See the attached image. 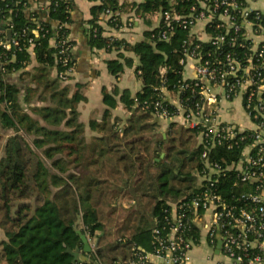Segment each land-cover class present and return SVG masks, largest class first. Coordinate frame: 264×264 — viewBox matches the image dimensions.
<instances>
[{
  "label": "trees",
  "instance_id": "trees-1",
  "mask_svg": "<svg viewBox=\"0 0 264 264\" xmlns=\"http://www.w3.org/2000/svg\"><path fill=\"white\" fill-rule=\"evenodd\" d=\"M93 1L89 45L95 49L116 50V57L106 61L108 71L119 78L126 68L135 67L142 87L136 93L129 88L121 89L117 83L110 90L103 87L106 108L102 120L92 119L89 123L90 128H98L103 134L89 144L93 154L85 157V163L96 164V176L88 177L86 173L79 172L78 176L71 170L65 171L64 176L60 171H52L78 158L69 161L56 153L64 147L78 148L75 143L58 144L57 140L83 135L76 108L86 100L82 84L75 85L71 97L64 89H54L49 97H55L56 104L37 109L40 119L46 122L41 125L40 119L19 111L20 88L6 78L35 61L32 80L46 91L57 81L66 83L71 79L72 74L67 81L58 77V72L65 67L58 60L54 42L68 36L74 48L70 38L74 3L51 0L48 5L33 8L28 0H0V64L7 68L0 81V123L12 130L9 135L0 130V230L5 236L0 241V264H129L137 258L136 252H153V230L163 227L165 210L170 211L174 203L187 199L199 189V174L205 166L199 130L174 119L178 108L169 94L174 93L178 99L191 95L189 89L181 90L184 84H194L186 79L192 76L186 72L187 63H181L186 42L201 43L204 50L210 44L194 32L196 24L183 27L176 21L172 22L173 33L169 39L160 37L167 28L164 11L174 8L180 15L189 16L193 5L200 7L199 0ZM107 9L111 10L108 17ZM118 11L132 12L143 20L146 26L143 39L130 42L103 35L101 21L109 27L123 23ZM7 29H11L13 38L21 41L22 49L3 47L1 40L7 41ZM206 30L213 32V21ZM30 38L34 40V47L28 50ZM70 64L76 65L74 53ZM53 71L54 79L51 78ZM60 96L63 98L59 99ZM25 98L30 100L31 96L27 94ZM194 101L192 98L191 102ZM64 102L70 106L69 111L62 109ZM156 102L168 110L170 118L155 115ZM119 103L130 111L125 124L123 119L112 115ZM165 119L172 120L160 131V122ZM63 120L72 130L59 128ZM28 134L34 135L32 143L27 139ZM84 139L82 136L79 145L83 146ZM52 141L55 143L51 144ZM41 148L51 161L52 170L38 152ZM238 156V149L215 146L208 160L225 165ZM232 181L229 177L222 178L220 189L228 190ZM80 188H83L81 194ZM241 190L242 186L234 188L235 192ZM83 200L89 202L85 209ZM80 221L83 235L89 234L95 243L99 239L90 253L85 252L78 233ZM193 236L194 243L200 244L201 232L197 230ZM68 249L87 258L75 259Z\"/></svg>",
  "mask_w": 264,
  "mask_h": 264
},
{
  "label": "built area",
  "instance_id": "built-area-1",
  "mask_svg": "<svg viewBox=\"0 0 264 264\" xmlns=\"http://www.w3.org/2000/svg\"><path fill=\"white\" fill-rule=\"evenodd\" d=\"M199 3L200 7H191L189 16L180 15L174 8L164 11L167 28L160 35L169 39L173 21L183 27L200 23L203 29L199 34L204 36L199 39L210 44L206 50L201 43L184 45L181 63H187L192 76L186 79L194 84L181 87L190 90V98L174 101L178 108L175 117L180 116L182 123L199 130L205 160L199 174V189L174 203L170 211L165 210L163 227L153 230V252H136L137 258L129 264H192L196 245L193 235L197 230L206 236L213 257L221 255L228 261L219 264H264V11L251 6L250 0H199ZM110 12L106 10V17ZM212 21L213 32L209 33L206 26ZM28 43L27 49L31 50L34 40L30 38ZM54 43L58 47V60L65 67L58 77L67 81L75 69L70 64L73 45L68 36ZM1 44L6 48L23 47L12 34L9 40L2 39ZM6 71L4 64H0V81ZM238 97L242 98L251 126L223 117L228 109L223 103ZM192 98L196 101L191 102ZM154 108L159 118H170L159 102ZM215 146L238 149L239 156L225 165L209 161L208 154ZM228 177L233 180L231 188L220 189V180ZM238 186L242 190L235 192ZM85 237L94 251L95 241L87 233Z\"/></svg>",
  "mask_w": 264,
  "mask_h": 264
},
{
  "label": "crops",
  "instance_id": "crops-1",
  "mask_svg": "<svg viewBox=\"0 0 264 264\" xmlns=\"http://www.w3.org/2000/svg\"><path fill=\"white\" fill-rule=\"evenodd\" d=\"M28 1L30 2L33 8H40L45 5H48L51 0H28ZM72 1L74 3V8L72 10L70 38L75 43L74 56H75L76 65L74 72L72 73L71 79L68 82L63 83L64 85L62 87L66 86L68 88V91L66 93L68 97H71L74 92L75 85L77 83L82 84V93L86 96V100H83L78 103L77 110L79 112V122L83 124V129H84L83 137L86 140H90L95 137L102 136L103 134L100 129L90 128L89 125L92 119H96L98 121L102 120L106 108L103 103V95H102L103 87H107V89L110 90L112 86L115 83H117L121 89L129 88L133 93H136L141 89L142 81L137 77L135 72V67L126 68L125 72L121 74L119 78H116L108 71L106 61L108 59L115 58L117 55V51L116 50L106 51L104 49L91 48L88 42V29L91 26V23L89 22L91 18V7L95 4V1L93 0H72ZM134 1L140 2L142 0H120V2H125V3L134 2ZM250 4L251 6L264 11V0H250ZM118 12L122 17L123 23L121 25L119 24L117 27L115 26L109 27L106 24V22L101 21L100 24L102 25L103 28V35L123 38L130 42H135L143 39L144 30L146 29L143 20L129 11L127 12L118 11ZM153 19L154 21L157 20L156 17H154ZM129 21L132 22L131 24L132 26L129 24ZM202 29H203L202 24L198 23L194 32L199 33L201 32ZM199 35L204 36L203 33ZM135 64H137V62H135ZM34 65H35V61L22 71L9 73L6 78L8 82L15 83L20 88L19 104H18L19 111L28 113L31 117L39 120L40 119L39 112L37 109L33 110L34 106L39 109L43 106H48L53 104L48 100L34 101L31 99L27 100L25 98L27 94H29L30 96L33 95L30 86L34 85L32 83H35L32 80ZM187 69L188 71L186 72L191 73L190 68ZM54 73L55 72L53 71L52 74ZM223 104L226 109L228 108L227 111H224L223 113L224 119L233 120L235 122L244 123L247 126H251V124L249 123L250 121L248 120V117L244 109H242L243 106L242 98L240 97L234 98L231 101H225V103ZM238 106L243 111L238 109ZM235 111H237V113L239 114L238 118H234L236 115ZM129 114L130 111L127 110L122 103H119L118 106L112 110L113 118L116 116L120 117L121 119H123L122 120L123 124H125L124 122H126V118L129 116ZM174 119L182 122L180 116L175 117ZM171 120L168 119L162 120L160 124L164 125L166 128L167 122ZM42 121L43 120L40 119V124L45 125L42 123ZM0 130L3 133L5 132L6 135L12 133L11 129H6L2 127L1 123H0ZM43 149H39V150H43ZM89 154H93V152L90 151ZM94 155H96V152ZM70 170L75 172L79 176L80 173L78 169H73V167H71ZM126 200L127 199H124L123 202L126 203ZM82 228H83V222L80 221L79 230H82ZM3 239H5V236L3 232L0 230V241ZM202 245H206L208 250L207 254L202 255L203 258L198 256L196 251L197 248L203 250ZM192 256H193L192 264H214L210 262H212V259H214L216 255L213 257L212 248L210 247V244L207 241V238L204 234L202 235L200 244L195 245L194 250L192 252ZM219 263L222 262L217 261V264ZM226 263H228V261H226Z\"/></svg>",
  "mask_w": 264,
  "mask_h": 264
},
{
  "label": "rangeland",
  "instance_id": "rangeland-1",
  "mask_svg": "<svg viewBox=\"0 0 264 264\" xmlns=\"http://www.w3.org/2000/svg\"><path fill=\"white\" fill-rule=\"evenodd\" d=\"M32 72H33V70H32ZM51 78L54 79V74H52ZM32 84H34V85H32ZM32 84H31L32 86H30V88L32 90L31 92L33 93V95H31V97H32L31 100H34V101H38V100L47 101L48 100L49 102H52L53 105L56 104V100L51 99V98H55V97H49V94H51L54 89L55 90L59 89L58 91H63V89L65 90V92L68 91V88L66 86H64V88H63L62 86L64 84L62 82H59V81H57V83L54 86H50V88H48V91H46L44 89V86H42V85H38L37 83H32ZM36 87H38V89H35ZM62 98H63V96L59 97V99H62ZM169 98L171 100H177L178 99V97L174 93H170ZM61 106H62V109L66 110V111L70 110V106H68L67 102L62 103ZM35 109H38V108L34 106L33 110H35ZM238 109H240L239 106H238ZM242 109H244V108L242 107ZM242 109H240V110L243 111ZM235 113H236V115L234 118H238L239 114L237 113V111H235ZM66 118H65V120H66ZM240 118H241V115H240ZM239 119H237V120H239ZM65 120L62 121V123L59 125V128L64 130V131H70L71 128L69 126L65 125ZM239 121H241V120H239ZM42 123L46 125V123L44 121H42ZM158 129L160 131H163L165 129V126L160 124ZM82 136H84V135H81V137L74 138V139L65 138V139L57 140L58 144L75 143L78 145V148H76V149L71 148V147H64V148L60 149L62 151H58L56 153V156L58 153H60L63 156H66L69 161H72L73 158L78 156V158L75 161H73L69 164H65L64 166H58L52 170L51 161L45 157L44 153H42V150H38V152H41L42 159L46 163V165H48L52 171H54V170L58 171L57 173H59V171H60L61 173H59V174H61L62 176H64L63 175L64 173L67 174V172H65V171H70L71 167H73V169H78V171L81 172V174L86 173L88 175V177L96 176V172L94 171L96 168V164H89V163L86 164L85 163V161H86L85 157L91 155V154H89V152L92 150H90L89 144L92 141V139H90V140L84 139V144H83V146H81V145H79V143H80L79 141L82 138ZM27 139L32 143L33 139H34V135L28 134ZM53 143H55V142L52 141L51 144H53ZM76 163H78V166H75ZM81 193H83V188H80V194ZM126 203L129 204L128 200H126ZM88 204H89L88 200H83V208L84 209L87 208ZM202 247H203V250H200L199 248H197L196 251H197L198 256L203 258L202 255L207 254L208 250H207L206 245H202ZM225 260L226 259L222 256H216V257H214V259H212V262H210V263H214V264L216 263L217 264V261L223 262ZM200 262H202V261H200Z\"/></svg>",
  "mask_w": 264,
  "mask_h": 264
},
{
  "label": "water",
  "instance_id": "water-1",
  "mask_svg": "<svg viewBox=\"0 0 264 264\" xmlns=\"http://www.w3.org/2000/svg\"><path fill=\"white\" fill-rule=\"evenodd\" d=\"M6 33H7V38L10 39L11 38V30L7 29ZM78 233L81 234V238H82V240L84 242V250H85V252H87V253L92 252L91 246L88 243L85 235L82 234L81 230H78ZM98 242H99V239L96 240V245L98 244ZM220 246H221V241L218 242L217 248L219 249ZM218 249H217V252H218ZM68 252L72 253L73 256L75 257V259L83 260V259L87 258L86 256H84L83 254H81V253H79L77 251L73 252L71 249H68Z\"/></svg>",
  "mask_w": 264,
  "mask_h": 264
}]
</instances>
